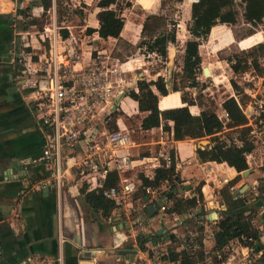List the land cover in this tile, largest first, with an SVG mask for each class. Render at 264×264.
<instances>
[{"label":"crops","instance_id":"obj_1","mask_svg":"<svg viewBox=\"0 0 264 264\" xmlns=\"http://www.w3.org/2000/svg\"><path fill=\"white\" fill-rule=\"evenodd\" d=\"M193 1L195 0H189V2L182 0L181 3L175 4L176 13L181 11L186 16L185 19L177 18L176 44L180 43V52L184 54L185 43L188 40L198 41V50L201 57L200 44L207 39L212 31L227 24L209 26L201 18L191 19L189 8ZM135 2L144 9L146 15L158 14L163 11L161 0H151L150 5L154 2L151 9H146L147 7L143 5L141 0H135ZM24 8H26V4L23 0H0V264H39L40 258L50 259L54 261V264H125V260L128 258L124 256L125 254L121 255L124 257L117 259L108 252L112 244L113 232L123 225V210L115 206V209L108 217H102L99 212H93L80 192L81 185L71 174L63 180L64 183L58 192L54 182L49 180L45 165L40 159L45 136L42 129L35 123L31 110L32 102L26 96L29 90L28 87L23 81L17 78L14 79L19 68L15 59L16 54L26 49L25 47H28V50L38 51L41 46L37 34L41 33L43 29L31 31L29 30L30 28L24 27L25 30L19 33L14 30V25L17 26L18 23L26 21L32 12L34 16L40 11L37 6H34V9L31 7L30 16L26 15L21 18L18 11ZM173 14L175 15V13ZM169 18L174 17L169 16ZM142 20L139 22V35H141ZM238 21L242 22L240 15L237 16ZM245 24L248 25V23ZM124 25L125 21L123 19V28L120 33L122 38H126L123 35ZM97 27L98 22L96 26L88 28L95 29ZM87 29H85L84 33L87 32ZM256 33L261 34V40L247 48L240 47V50H246L262 42V33ZM94 34L97 36L96 33H92V35ZM253 34L255 33L246 34L238 40V43ZM19 36L25 42L29 36L30 43L19 46ZM112 39L115 40L116 38ZM87 43L91 49L98 48L91 44L90 41H87ZM170 49H173L175 54L178 52L173 44L168 46V50ZM106 50L112 52V49ZM122 61L129 71L137 70L136 67H133L135 66L133 60ZM227 62L229 65L228 60ZM200 67L202 73L203 69L207 68L211 77L212 73L209 66L202 67L200 63ZM229 69L231 70L230 66ZM258 77L262 79L260 85L263 88L264 70L262 75ZM139 81L142 80L136 81L133 90L129 93H124L120 97L118 102L120 106L125 101L130 100L135 103L138 109L137 102L129 94L132 91L138 93ZM166 81L168 87L166 95H159L155 86L153 84L149 85L150 89L152 88V92L157 95V107L159 109H168L183 106L181 91L171 90V78L169 80L166 78ZM227 85L232 89V92L227 97L237 99L231 86L230 78ZM248 89L244 86L245 93L249 95L247 93ZM170 94H176L179 103L169 104L167 107L160 108V99ZM190 96L193 103L188 105V110L192 115L198 116L201 110L205 108L199 107L195 94L191 92ZM223 100L218 104L217 110H210L216 113L219 120L226 122L227 115H225V110L222 108ZM249 101L250 99L240 106L243 109V114L248 107ZM118 104L114 110H119ZM143 116L144 113H142ZM114 124L122 126L124 123L119 118H116ZM168 124L171 125L172 123L169 122ZM139 129L145 134L152 135V138L143 143H135L133 141L134 145L130 150V154L136 161L134 167L125 175L133 178L137 185L140 182L138 177L140 173L151 178L155 166H152V163L148 162L147 159L153 157L164 143L168 144V151L175 155L173 169L179 178V181L175 182L174 188L169 193L183 186L189 187V189L183 188L181 193H175L172 197H168L169 193L166 195L171 210H173L176 199L195 197L200 199V206L197 207L194 204V206L183 209L181 212L174 211L179 214L187 212L189 215L186 219L190 224H193L196 219L203 221L209 214L215 217L214 212L217 213L213 223L206 224L208 226L206 228L201 226L203 231L213 232L212 237L203 240L205 252L216 248V222L220 211L225 210L227 207L219 194L221 188L226 185L220 180L227 178L229 185L235 187V191L230 192L234 198L241 197L247 200L248 210L246 213H250L251 223L261 234L260 243H256L254 250L255 252L262 251V254L253 264H264V209L262 208L264 206V166L253 165L245 169L248 171L243 174V171L238 172L225 162L217 163L199 159L197 150L211 146L210 136L174 140L172 132L164 130L162 126L143 130L139 123ZM226 132L228 130L225 129L218 135ZM73 151L78 156L82 155L81 144L78 143L74 150L63 147L62 155L71 154ZM141 159H145L142 163H146L142 164ZM206 172H209L208 178L204 176ZM38 183H45V187H39ZM164 184L165 182L158 188H152L162 189ZM253 187L256 188L253 189ZM140 198L148 199L145 194ZM193 208H195V211ZM146 214L149 218H152L155 215V210L150 214L146 209ZM113 227L116 228L114 229ZM150 230L151 235L161 236L163 234V226L158 222H154ZM222 261H226V258ZM220 263L221 261L218 264Z\"/></svg>","mask_w":264,"mask_h":264},{"label":"built area","instance_id":"obj_2","mask_svg":"<svg viewBox=\"0 0 264 264\" xmlns=\"http://www.w3.org/2000/svg\"><path fill=\"white\" fill-rule=\"evenodd\" d=\"M23 1L29 5L40 0ZM54 7L52 0V23L37 34L41 42L38 51L24 49L16 54L19 68L15 76L29 89L26 96L32 102L35 123L45 136L40 159L56 190L60 191L63 180L71 174L80 185L100 191L102 196L123 210V225L113 232L108 252L117 259L127 256L125 264H184L189 257L194 264H203L208 258L199 257L200 253L202 256L213 254L217 258L225 253L226 261L220 264H253L262 254V251L255 252L254 247L228 242L220 249L205 252L203 240L212 237L213 232L203 231L201 226L208 227L206 224L213 223L216 217L209 214L203 221L196 219L190 224L186 219L187 212L179 214L171 210L166 196L172 190L170 183L165 182L162 189L145 187L147 200L135 197L137 183L125 175L136 161L130 154L134 145L131 132L120 126L109 129L105 117L112 111L118 96L133 90L141 77L129 74L133 70L129 71L111 51L91 49L84 31L74 32L68 25L58 26ZM61 29L67 34L62 35ZM244 114L256 145L245 153L247 168L264 166V101L252 97ZM78 143L83 149L82 155L78 156L74 151L62 155L63 147L74 150ZM141 160L142 163L145 159ZM147 161L152 166L170 168L175 165V155L164 143ZM113 172L118 182L108 186L106 181ZM204 176L208 178L209 172ZM220 181L229 184L227 178ZM38 186L44 188L45 183H38ZM228 190L234 192L235 187L229 185ZM195 204L200 206L199 198ZM150 205L155 207L152 218L146 214ZM154 222L163 226L161 236L151 235ZM119 250L130 252L121 256ZM39 264H54V261L40 258Z\"/></svg>","mask_w":264,"mask_h":264},{"label":"trees","instance_id":"obj_3","mask_svg":"<svg viewBox=\"0 0 264 264\" xmlns=\"http://www.w3.org/2000/svg\"><path fill=\"white\" fill-rule=\"evenodd\" d=\"M141 1L147 7L146 9H151L154 5V2L150 5L151 0ZM181 1L161 0L163 11L158 14L146 15L141 23L139 47L144 48L146 54H153L164 63L167 60L168 46L172 44L176 45L178 22L176 17L169 18L164 10H166V6L169 4V10L172 13H176L177 8L175 4L181 3ZM54 4L61 7L62 3H60V0H54ZM116 4L117 0H96L95 7L98 9L96 13L98 27L95 29L88 28L87 33H96L102 39H119L123 28V18L113 8ZM51 5L52 0H40L29 4L24 9H20L18 13L23 18L29 15L28 11L31 7L37 6L40 11L34 16H39L49 9ZM189 11L191 19L201 18L209 26L216 24L234 25L237 23V16L239 15L242 22L255 26L256 23H259L264 18V0H195L191 2ZM27 20L24 21L25 28L34 26V19ZM40 30L42 29H38V31ZM251 33L252 31L249 30L247 35ZM66 34V30L62 31V35ZM260 40L261 34L255 33L240 40L238 44L241 48H247ZM198 46L199 42L196 40H188L185 43L181 71L180 69L176 70L173 81L171 79V90L181 91L183 106L159 109L157 107V95L152 92L149 83L143 80L138 83V93L132 91L129 94L132 99L137 101L138 111L144 113L140 121V127L143 130H149L162 126L164 130L172 132L174 140L210 136L211 146L197 150L199 159L202 161H215L217 163L225 162L238 172L244 171L247 169L245 153L252 151L256 145L250 134V127L247 126V119L240 107L246 103L245 98L248 95L244 91V86L239 83L236 77L242 76L250 70H253L258 76L262 75L264 65L262 64L261 57L264 56V41L246 50H239L231 54L227 59L232 71L230 83L237 99L226 97L222 102V108L227 113L226 122L219 120L216 113L210 109H202L198 116L192 115L188 110V105L192 104L193 101L187 89L196 88L199 85L197 76L201 70V57ZM25 48V50L29 49L28 47ZM151 84L155 86L159 95H166L168 93L167 81L164 77L158 76ZM178 103V99L173 94H170L160 99L159 107L164 108L169 106V104ZM115 111H111L105 117L107 127L112 130L119 127L114 124L116 117L113 116V113ZM169 122L172 124L169 125ZM225 129H228V132L218 135V133L223 132ZM138 177L140 182L137 185L136 197H142L144 195V188L147 186L158 188L163 182H167L174 188L175 182L179 181L173 166L170 168L155 166L151 178L142 173ZM117 182V175L113 172L108 177L106 185H116ZM228 186L229 184L221 188L219 192L227 207L225 210L220 211L216 222V248L220 249L228 242L233 245L240 244L254 247L256 243H260V236L258 230L251 223L250 213H246L248 210L247 200L241 197L234 198L228 190ZM80 192L92 211L99 212L102 217H108L115 209L114 203L102 196L100 191L88 190L87 186L83 184L80 187ZM199 196L201 198L200 193ZM195 200V197L176 199L173 210L181 212L183 209L194 206ZM248 238H251L252 241H247ZM199 257L208 258V261L203 264H218L226 258V254L222 253L220 258H217L213 254L202 256L200 253ZM184 264H194V260L190 257L186 258Z\"/></svg>","mask_w":264,"mask_h":264},{"label":"rangeland","instance_id":"obj_4","mask_svg":"<svg viewBox=\"0 0 264 264\" xmlns=\"http://www.w3.org/2000/svg\"><path fill=\"white\" fill-rule=\"evenodd\" d=\"M60 3H62L61 7L59 5L54 7L55 20L58 26L68 25L71 27L72 31L81 32L85 31L88 27L97 25L95 0H60ZM168 5L165 10L168 17L186 18L184 12H181L180 10V13H175L174 15L169 10ZM27 6L28 4H26V7ZM113 8L120 13L125 21L123 35L126 38L120 37L115 40L112 38L103 40L98 38L95 34H87L86 32L87 41H90L91 44L98 48L112 49L113 54L119 56L124 61L133 60L135 65L133 67H136L137 70H133L131 74H138L141 77L140 80L149 83V85L158 76L166 79L168 77L167 65L170 60L169 53L167 55V60L164 63L155 55L146 54L144 48L139 47V41L141 40V35L138 34L140 31L139 22L146 16L144 9H142L139 4H136L135 0H117V4L114 5ZM31 11L32 9L28 12L31 13ZM32 13L27 21L34 19L35 24L32 27H28L30 28L29 30L38 31L40 28L43 29L44 27H49L52 23L53 11L51 7L39 16H33ZM24 27V22L18 23L14 30L17 33L23 32L22 30H25ZM249 30L254 33L261 32L263 35L262 41H264V18L257 26L246 25L240 21L232 26L223 25L217 30L212 31L207 39L200 44L201 65L202 67L209 66L212 75L211 77L205 76L203 75L202 70H200L197 76L199 85L196 88L192 87L187 89L189 94L191 92L195 94L196 101L200 108L204 107L206 109L217 110L218 104L232 92V89L227 85L229 78L232 76L227 59L231 54L236 53L241 49V46L238 45V40L245 36ZM60 31L62 33V31L65 30L61 29ZM129 38L130 40H128ZM29 39L30 37L28 36L25 42V40H22L19 36V46H24V44L30 43ZM174 46L178 52H176L173 57V65L171 67L170 75L172 80L174 79L175 71L182 67L183 56V52L182 54L180 52V43ZM261 61L264 65V56L261 57ZM248 72L249 73L247 74L236 77L242 86L249 88L247 92L249 95L247 94L248 97L245 98V102H248L252 97L264 101V87L262 88L260 85L262 79H259L258 75L253 70ZM14 79H16V76ZM173 96L177 98L176 94H173ZM118 108L119 110H116L113 113V116L119 118L122 123H124L120 127L129 129L132 140L135 143L147 142L152 138V135L145 134L139 129L142 113L138 111L135 103L127 100L121 106L119 103Z\"/></svg>","mask_w":264,"mask_h":264},{"label":"water","instance_id":"obj_5","mask_svg":"<svg viewBox=\"0 0 264 264\" xmlns=\"http://www.w3.org/2000/svg\"><path fill=\"white\" fill-rule=\"evenodd\" d=\"M168 53L170 55V60H169L168 65H167V68H168V77H167V79L169 80L170 79V75H171V67L173 65V57H174L175 51L173 49H170V50H168ZM171 57H172V59H171ZM203 73H204L205 76H209V71H208L207 68L203 69ZM120 97H121V95L118 96V98L116 99V101H115V103H114V105L112 107V110H114L117 107V104L119 102ZM247 171L248 170H244L243 174L247 173ZM183 188L184 189H189V187H187V186L186 187L183 186V187L174 189L171 193L168 194V197H172L175 193H181ZM154 210H155V207H153V206H150V207L147 208V212L150 213V214L153 213ZM214 215L216 217L217 213L214 212ZM113 228L115 229L116 227H113ZM129 252L130 251H128V250H119L118 254L124 255V254H128Z\"/></svg>","mask_w":264,"mask_h":264}]
</instances>
